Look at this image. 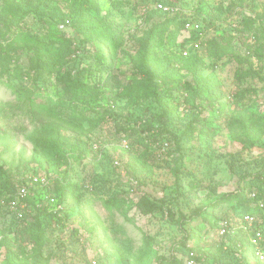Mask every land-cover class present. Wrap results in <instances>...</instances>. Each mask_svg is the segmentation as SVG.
<instances>
[{"label":"rangeland","instance_id":"1","mask_svg":"<svg viewBox=\"0 0 264 264\" xmlns=\"http://www.w3.org/2000/svg\"><path fill=\"white\" fill-rule=\"evenodd\" d=\"M31 1L32 7H37V14L49 15L55 18L54 21L58 15L67 13L59 30L74 38L72 49L77 50L73 60L63 65L60 72L64 75L72 71L75 76L82 62L92 70L91 76H86L87 82L96 85L100 92L95 101L82 91L75 96L66 93L64 84L50 83L38 93L37 85L30 79L12 81L15 88L25 85L26 89L19 94L6 85L0 86V163L12 164L10 172L17 181V189L24 181L29 183L30 177L38 175L50 182L64 178L78 187L77 192L69 193L66 198H62L61 191L51 195L55 201L48 203L49 211L59 212L65 219V226L54 233L47 231L41 247H36L49 258V264H106V260L110 264H160L158 257L170 260L174 256L185 261L188 251L199 247V229L206 225L201 220L213 210L221 220L236 217L238 211L231 207L232 200L226 195L237 192L241 176L260 169L257 165L261 164L264 154V146L260 144H264V59L259 61L255 52L261 42L264 43V0H183V11L182 6L177 7V13L192 14L204 33L199 50L190 49L192 42L187 45L185 49L189 54L186 57L204 56L206 68L201 74L218 85L217 93L222 92L223 97L216 100L217 96L203 87H199L198 92L194 76L183 71L182 75L188 74L184 81L190 83L196 93L190 88L178 91L183 82L168 81L162 85V91L177 88L171 92L172 104L178 107L180 114L165 123L160 120L163 117L164 121L165 113L154 101V96L145 100L140 97L142 92L137 91L132 96L114 97L132 77L127 73L135 65L133 56L136 57L139 49L137 39L146 31L138 11L126 7L125 14L116 19L125 44L122 52L108 57L111 69L103 71L96 57L97 46L80 47L81 37L73 16L66 11L71 0ZM100 3L103 10L110 7L109 0H100ZM153 6L149 1L147 7L152 9ZM156 16L155 23L165 19ZM39 19L31 14L29 28L42 30ZM11 33L0 24V43L6 44ZM187 33V37L190 36L191 32ZM184 37L186 34L179 41ZM213 39L230 53L221 61L211 59L207 54L206 41ZM14 49L12 57L17 59H7V63L27 68L33 53L17 46ZM166 68L167 64L163 63L159 71L164 72ZM237 72L248 74L238 80ZM242 90L250 93L241 95L239 91ZM33 95L40 101L68 109L77 107L87 118H97L110 109L116 119L110 117V124L98 128L84 123V130L64 131L76 151L67 161L56 163L40 155L30 142L29 135L35 124L31 122L27 100ZM187 95L189 101L185 102ZM209 101H213L214 106H209ZM57 109L61 108L58 106ZM242 109H246L253 120L257 119L253 134H260V146L245 152H241L242 144L235 141L229 131L233 116H239ZM197 114L199 118L192 126L191 137L189 125ZM74 123H81V120ZM118 125L135 126L139 137L147 139L144 142L150 149L140 145L136 136L123 135L118 131ZM237 131L239 137L246 135L239 127ZM243 141L247 142V139ZM79 154L82 158L76 160ZM35 187L29 189L30 203L23 200L16 209L17 214H13L11 208L14 198L9 202L0 198V264L28 263L20 251L30 252L33 237L20 230L34 221L37 215L34 202L50 195L47 189ZM114 198L125 200L126 205L121 210L108 211L104 202ZM142 200H149L158 210L143 215L137 205ZM216 205L220 206L214 207ZM201 207L206 210L195 218L196 210ZM189 217L194 221L186 222ZM43 218V223L47 224L49 216ZM74 231L79 234L74 235ZM187 234L190 238L185 243ZM36 235L41 236V233ZM5 237L12 242V253L2 245ZM71 240L69 248L60 245ZM195 255L199 257V250ZM29 261L32 264L31 258Z\"/></svg>","mask_w":264,"mask_h":264},{"label":"trees","instance_id":"2","mask_svg":"<svg viewBox=\"0 0 264 264\" xmlns=\"http://www.w3.org/2000/svg\"><path fill=\"white\" fill-rule=\"evenodd\" d=\"M149 1L154 5L152 9L147 7ZM109 3L110 7L107 10H103L100 0H71L66 6V11L70 16H73L76 30L81 37L79 41L80 47L87 49V47L91 48L93 45L97 46L98 53L96 57L103 71L111 69L109 58L114 54L122 52L125 44L121 39L122 33L119 25L116 23V19L125 14L126 7L139 12L138 16L142 19V25L145 26L146 31L137 39L139 49L136 57L133 56L135 65L131 69L132 71L127 73L131 74L132 77L121 88L120 94H116L114 97L132 96L137 91L142 92L141 96L139 94L138 96L145 100L151 99L154 96V101L165 113L164 121L163 117L160 118L161 122L165 123V121L180 114L178 107H174L172 104V100L174 99H172L171 92L177 88L171 87L167 91H162L161 88L168 81H172L174 84L183 82L184 85L179 87L178 91H181L182 88H190L192 93H196L191 84L184 81L188 74L182 75V73L183 71H187L190 75L194 76L193 80L195 84H198V92L199 87H203L206 88V91L214 93L217 96L216 100L222 99L223 93H217L219 89L218 85L212 82L210 78H204L201 74V71L206 68L204 56L195 54L190 57H184L182 55V51L187 45L196 40V35L193 33L187 37L189 33L184 30V25L187 21H194L196 18L192 14L187 15L181 12L175 15L165 14L155 7L156 4L162 3L165 6L171 7L182 6L180 8L183 11V7H185L183 0H109ZM36 12L37 7H32L31 0H0V24L12 32L10 40L6 44L0 43V86L6 85L9 89H13L15 94H19L26 89L25 85L22 84L21 88H15L11 84L12 81L20 80L23 82L30 79L37 85L38 88L35 87V89L38 90V93L45 85H49L50 83L64 84V91L66 93L75 96L78 91H82L85 96L97 101L100 97L99 89L96 85L88 83L86 79L88 76H91L92 70L88 69L82 62L79 64L75 76L72 75V71L64 73V75L60 72V68L63 65H68L73 60L72 57L77 50L72 49L74 38L68 37L66 33H62L59 30V25L62 24L67 13L64 12L65 14L61 17L58 15L57 20L54 21L55 18L52 19L49 15H41ZM31 14L40 18L39 21L43 24L42 30L34 31L29 28L28 20ZM157 14L163 16L165 19L155 23ZM263 31L264 28H262ZM204 32L205 34L207 33V26L205 24ZM183 34H186V37L183 38V41H179ZM206 44L208 49L207 54H209V58L211 59L221 61L226 55H230L229 51H226V47L224 45L221 46V43L217 40L206 41ZM14 46L33 53L27 68L22 69L16 65L13 66L7 63V59L14 61L17 59L16 57H12L15 51ZM262 47H264L263 42H261L260 47L255 52V56L259 61L264 59V48ZM234 56L235 58H239V55L237 57L236 55ZM163 63L167 64V68L164 72H160V65ZM246 74L248 73L241 74L237 72L236 78L241 80ZM239 92L241 95L250 93L245 90ZM192 96L195 99V95ZM188 101L189 97L187 95L185 102ZM27 104L31 122L35 124L34 130L29 135L30 142L40 155L52 159L51 161L56 163L67 161L70 157L74 156L76 151V147L64 131L74 128L84 130V123H87L90 127L98 128L110 124V117L116 119L110 109L105 110L97 118H87L82 111L76 109L77 107H69L70 111L59 104L40 101L35 95L28 98ZM208 105L214 106L213 101H209ZM58 106L61 109L58 110ZM241 112L239 116H233L232 123L229 125V131L235 138V141H239L242 144L241 152H245L260 146V134H253L258 125L257 119L253 120L252 115L246 113V109H242ZM69 113H71V117H68ZM196 118H199V114L195 115L190 122L191 137L193 132L192 126ZM78 119L81 120V123H74ZM262 119L264 120V118ZM238 127L246 133L244 137H239ZM207 128L208 130H212L208 126ZM118 131L123 135L129 133L130 136H136V141L140 145L150 149L148 148V143L146 142L145 144L144 142L147 139L139 137L141 135H138L139 132L136 131L135 126L133 128L131 125L123 127L121 125L119 127L118 125ZM146 131L147 128L142 132L145 133ZM243 139H247V142L243 141ZM260 144L262 147L264 146L263 143ZM81 158V154H79L76 160H80ZM11 167L12 164L6 161L0 163V198L5 199L7 202L11 198L13 199L17 192V181L11 175ZM257 167L260 168L258 172L241 176L237 192L226 195V198L230 196L232 200L231 207H234L238 211L237 216L242 215L241 213L258 211L256 201L251 199L252 193H256L258 199L264 201V154L261 158V164L257 165ZM26 184L27 182L24 181L21 185ZM38 187L40 186L34 189ZM77 190V185H73L69 180L55 178L51 182V189H47V192L50 195H57L61 191L62 198H66L69 193L74 194ZM7 195L11 197L6 198ZM49 196L45 200L39 199L38 203L34 202L35 206H37V215L34 216L33 222H29L27 226L20 230V233L25 234L24 232H26L33 237L34 245L29 252L31 254L28 255L29 253L20 251L23 259L28 262L27 264H30L29 258H31L32 264H49V258L45 257L43 251L36 246L41 247L40 243L45 241V233L47 231L51 230L54 233L55 231H60L65 226V219L59 216V212L54 213L49 211ZM25 202L30 203L29 197L25 199ZM104 203L108 211L121 210L126 205L125 200L119 201L116 198L109 199ZM137 205L140 207L142 214L146 216L158 210V207H155L149 200L139 201ZM217 206L220 205L214 207ZM204 210L206 208L203 207L196 210L194 217L197 218L198 215H202ZM47 216H49V221L46 224L43 223L44 218L42 219V217L46 218ZM191 221H194L192 217H189L188 220L186 219L188 223ZM201 221L206 225L204 229H199V247L188 251L185 261L174 256L170 260L158 257V262L160 264H187L190 253H196L199 250V257L196 256L198 264L208 262H212V264H249L246 255L248 248L238 247V243L246 246L245 239L237 236H219L218 224L221 219L214 215V210L208 213V217H205ZM37 233H41V236H37ZM78 234V231H74V235ZM189 238L190 234H187L185 243ZM72 241L69 243H63V241L60 245H65L69 248ZM2 245L6 246L9 252L11 251L10 253H12V242L7 237L3 238ZM106 264H110L109 260H106Z\"/></svg>","mask_w":264,"mask_h":264},{"label":"built area","instance_id":"3","mask_svg":"<svg viewBox=\"0 0 264 264\" xmlns=\"http://www.w3.org/2000/svg\"><path fill=\"white\" fill-rule=\"evenodd\" d=\"M156 9L162 11L165 14L174 15L177 14L178 8L165 6L162 3L156 4ZM142 24V23H140ZM186 32H191L196 35V40L192 42L190 49L195 51L199 50L202 45V39L204 38L203 29L200 24L194 21H187L184 25ZM184 57L188 56V51H183ZM26 185L18 186L14 202L11 203L13 214H17V207L21 205L30 194V187L40 186L42 188L51 189V182L42 175L32 176L28 179ZM251 199L256 201L258 211L241 213L242 215L233 217L231 219H223L218 224V234L221 237L225 236H237L244 238L246 246H242L238 243L240 248H248L246 255L248 257L249 264H264V201L259 200L256 193L251 194ZM49 203H54L53 196L48 197ZM187 264H198L196 261L195 253H190V258Z\"/></svg>","mask_w":264,"mask_h":264}]
</instances>
